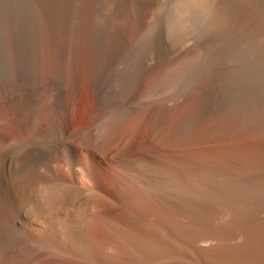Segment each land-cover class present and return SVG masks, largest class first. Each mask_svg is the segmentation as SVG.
Listing matches in <instances>:
<instances>
[{
    "label": "bare ground",
    "instance_id": "bare-ground-1",
    "mask_svg": "<svg viewBox=\"0 0 264 264\" xmlns=\"http://www.w3.org/2000/svg\"><path fill=\"white\" fill-rule=\"evenodd\" d=\"M18 2L32 23L0 74V264H264V132L192 138L259 93L208 85L226 45L264 28V0L194 1L217 45L162 52L144 99L148 64L117 89L109 75L169 0Z\"/></svg>",
    "mask_w": 264,
    "mask_h": 264
},
{
    "label": "rangeland",
    "instance_id": "rangeland-1",
    "mask_svg": "<svg viewBox=\"0 0 264 264\" xmlns=\"http://www.w3.org/2000/svg\"><path fill=\"white\" fill-rule=\"evenodd\" d=\"M18 1L0 0V74L3 76L16 74L11 42L19 35L20 29L29 28L32 23L30 11L25 12L26 5H21ZM194 1L196 0H169L161 9L149 11L145 20L150 22L153 28H146V33H143V28L130 30V49L125 51L112 68L108 82L110 90L117 89L124 78L129 77L132 72L142 71L148 64L151 75L134 92L140 95L137 98L144 99L151 79L160 70L166 71L157 62L162 52L176 55V58L188 59L194 58L197 49L201 47L214 48L217 45L216 29L211 26L201 7ZM19 9L25 13L22 15ZM16 22L17 26H14ZM258 30L260 31L253 37L252 34L247 39H232L226 45L215 61L216 81L214 85H208V90L216 96L233 91L238 93L242 89L259 93H244L229 100L228 104L199 125L192 134L193 142L227 140L239 135L264 132V28ZM196 46L198 48L194 51ZM198 53V57H204L203 52ZM84 90L86 94L89 93L87 86H84Z\"/></svg>",
    "mask_w": 264,
    "mask_h": 264
}]
</instances>
